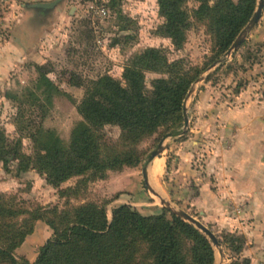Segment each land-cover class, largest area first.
<instances>
[{"label": "rangeland", "instance_id": "1", "mask_svg": "<svg viewBox=\"0 0 264 264\" xmlns=\"http://www.w3.org/2000/svg\"><path fill=\"white\" fill-rule=\"evenodd\" d=\"M56 1L55 7L34 14L46 26L40 40L26 46L28 55L19 61L3 63L0 69V130L8 141L20 143L23 154L34 157L38 152L40 146L34 139L38 127L52 132L61 148H68L74 126L83 120L79 104L87 93L106 92L107 78L126 89L133 80H140L143 87L150 89L154 79L169 77L164 71L167 62L178 63L183 70L203 68L199 76L202 79H196L189 87L192 92L186 99L187 128H183V122L175 130L165 124L153 134L130 143L139 156L135 166L108 169L103 177L88 172L53 185L35 167L19 170L16 160H9L5 165L0 161V203L14 209L36 205L63 209L69 204L106 202L109 219L112 209L122 204L143 215L164 212L170 217L172 210L182 209L204 223L219 240V246L212 245L214 264H230L235 258L250 259L243 252L247 241L244 229L208 222L191 203L199 177L192 178L188 172L203 176L209 156L247 150L244 133L250 128L247 123L252 115L249 111L246 115L242 108L250 102L264 104V6L241 44L229 55L221 53L218 60L222 61L209 68L217 54L215 37L210 21L196 14L199 1L187 0L184 4L188 17L181 40L161 33L165 15L159 0ZM92 4L104 6L105 16L95 15L90 9ZM7 9L10 8H0V45L6 44L11 35ZM2 49L10 51L3 46ZM151 52L161 56L160 70L151 69L148 59H143V55ZM42 75L55 86L50 95L43 92V84L36 87ZM254 112L261 113L260 121L264 118V109ZM234 119L240 124L230 125ZM253 127L261 129V126ZM241 131L243 138L237 142ZM96 133L103 154L123 151L129 144L125 132L117 125L103 124L97 127ZM168 133L171 135L164 139L163 150L149 160L150 152ZM153 166V171L158 172L154 175ZM143 167H147L149 185L169 202L172 210L144 187ZM75 186L76 191H67ZM247 211L244 203L234 200L226 201L223 208L228 220L238 225L247 221L244 216ZM22 217L15 218L19 221ZM230 233L244 240L239 255L225 246V235ZM51 235L52 229L43 220H36L32 232L14 249L15 258L34 262L39 248ZM23 243L27 246L25 250L21 247Z\"/></svg>", "mask_w": 264, "mask_h": 264}, {"label": "trees", "instance_id": "2", "mask_svg": "<svg viewBox=\"0 0 264 264\" xmlns=\"http://www.w3.org/2000/svg\"><path fill=\"white\" fill-rule=\"evenodd\" d=\"M187 0H159L165 21L161 33L175 40L184 37ZM201 4L196 14L208 19L213 27L218 61L250 20L257 0H196ZM151 69L160 70L161 56L157 52L143 55ZM167 79L157 78L151 88L133 80L129 89L112 78L106 79V92L87 93L78 106L83 117L76 123L68 148L57 145L53 133L38 127L34 139L40 146L34 157L20 151L18 141H8L0 130V161L5 165L16 160L19 170L35 167L45 173L47 181L58 185L73 176L90 173L103 177L108 169L135 166L138 152L130 143L153 134L160 126L177 129L183 122V99L203 68L181 69L178 63H164ZM149 66V65H148ZM44 85L50 95L55 86L42 75L36 87ZM13 98L15 94H7ZM103 124L119 126L129 144L123 151L103 154L97 127ZM77 186L67 191H76ZM63 193L65 191H62ZM106 202L88 201L69 204L63 209L42 206L34 208L7 207L0 203V264H214V249L210 240L192 224L171 213L143 215L130 205L122 204L108 218ZM22 215L19 221L15 218ZM43 220L52 235L39 248L34 262L19 261L14 249L32 232L33 223ZM218 240V239H217ZM219 241V240H218ZM221 243V242H220ZM225 246L239 255L244 240L239 235H225ZM230 264H251L249 258H235Z\"/></svg>", "mask_w": 264, "mask_h": 264}, {"label": "crops", "instance_id": "3", "mask_svg": "<svg viewBox=\"0 0 264 264\" xmlns=\"http://www.w3.org/2000/svg\"><path fill=\"white\" fill-rule=\"evenodd\" d=\"M56 3V0H10L6 19L10 18L11 35L8 36L6 44L0 45V69L3 68V63L19 61L28 55L26 46L36 44L46 26L34 14L55 7ZM2 46L10 51H4ZM242 109L243 112L246 111V115L248 111V114L252 115V118L248 119L249 124L247 123L250 128L244 133L248 142L246 152L215 153L206 161L205 175H195L192 171L188 174L192 178L199 177L197 193L191 203L197 206L203 219L220 226L230 224L244 229L247 241L243 252L250 257L252 264H258L264 260V118L260 121L261 113L254 111H262L264 104L245 103ZM239 124L236 119L230 122L233 126ZM250 124L261 126V129L258 130ZM242 133L243 131L239 133V137L237 135V142L243 138ZM256 140L260 141V144L257 145ZM157 162L160 163H155ZM154 166L153 175L158 173L153 171ZM232 200L244 203L248 208L244 214L247 221L241 225L234 220L229 221L224 215L226 201ZM21 247L27 249L26 243ZM26 256L28 258V255Z\"/></svg>", "mask_w": 264, "mask_h": 264}, {"label": "water", "instance_id": "4", "mask_svg": "<svg viewBox=\"0 0 264 264\" xmlns=\"http://www.w3.org/2000/svg\"><path fill=\"white\" fill-rule=\"evenodd\" d=\"M264 6V0H258L257 6L255 11L253 12V15L251 16L248 23L245 25V27L240 31L236 39L232 42L230 47L225 51L224 55H229L232 50L236 49L241 42L244 40V38L247 35V32L257 23L261 11ZM222 61V59H219L217 62H214L210 65L209 68L216 65V63H219ZM202 77H199L196 81L201 80ZM192 88H190L187 92V95L183 101V128H187L188 126V116L186 112V99L191 94ZM171 133H168L165 137L162 138V140L158 143L157 148L152 150L148 156L149 160H152L155 156H157L162 150H163V141L167 136H170ZM142 177H143V185L144 187L154 193L161 201L162 204H164L168 209H171L169 202L165 201L150 185L148 181V175H147V167L142 168ZM172 210V209H171ZM172 213L175 214L177 217L181 218L182 220L192 224L195 228L199 229L211 242L212 245L219 246V241L217 240V237L215 234L200 220L189 214L188 212L182 210V209H174L172 210Z\"/></svg>", "mask_w": 264, "mask_h": 264}, {"label": "built area", "instance_id": "5", "mask_svg": "<svg viewBox=\"0 0 264 264\" xmlns=\"http://www.w3.org/2000/svg\"><path fill=\"white\" fill-rule=\"evenodd\" d=\"M9 2H10V0H0V8L3 9V8L7 7ZM90 9H91V11H93V13L95 15L100 16V17H104L106 14V8L102 5L97 6V5L92 4L90 6ZM259 264H264V260L260 261Z\"/></svg>", "mask_w": 264, "mask_h": 264}, {"label": "bare ground", "instance_id": "6", "mask_svg": "<svg viewBox=\"0 0 264 264\" xmlns=\"http://www.w3.org/2000/svg\"><path fill=\"white\" fill-rule=\"evenodd\" d=\"M156 169V168H155Z\"/></svg>", "mask_w": 264, "mask_h": 264}]
</instances>
